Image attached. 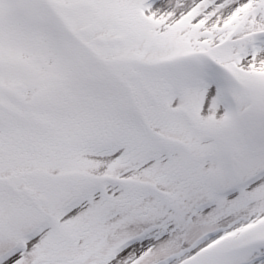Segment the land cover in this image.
<instances>
[{"label":"snow or ice","instance_id":"obj_1","mask_svg":"<svg viewBox=\"0 0 264 264\" xmlns=\"http://www.w3.org/2000/svg\"><path fill=\"white\" fill-rule=\"evenodd\" d=\"M0 264H264V0H0Z\"/></svg>","mask_w":264,"mask_h":264}]
</instances>
